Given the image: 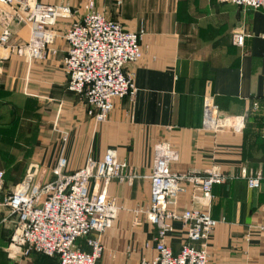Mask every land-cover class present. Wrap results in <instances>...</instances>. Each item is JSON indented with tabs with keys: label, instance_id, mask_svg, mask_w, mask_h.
<instances>
[{
	"label": "crops",
	"instance_id": "obj_1",
	"mask_svg": "<svg viewBox=\"0 0 264 264\" xmlns=\"http://www.w3.org/2000/svg\"><path fill=\"white\" fill-rule=\"evenodd\" d=\"M39 1L69 5L76 11L73 19L80 20L90 0ZM92 1L126 30L142 31V57L125 68L134 74L135 96L115 100L107 121L96 124L86 114L84 98L66 88L62 59L67 45L61 38L66 26L56 27L57 54L32 60L21 49L27 28L13 25L10 45H0V108L13 106L20 121L38 127L29 130L36 141L27 147L33 157L21 158L12 178L4 176L0 161L2 194H9L31 166L47 180L61 159L64 170L73 172L88 159L101 160L107 150H115L134 179L108 186L121 209L101 235L98 264H139L155 256L156 231L143 214L138 215L141 224L134 225L133 211L148 207L153 148L167 142L178 154L170 165L174 173L201 175L217 166L223 173L245 169L249 175L262 174L253 190L243 180L212 188L211 217L224 221L209 235L206 249L208 264H264V231L258 229L264 222V9L244 10L215 0H122L118 8L112 0ZM237 34L242 46L234 42ZM205 102L223 114L244 116L243 132L203 130ZM0 155L16 156L17 151L0 147ZM186 188L172 207L178 213L202 206L201 194L194 199L192 188ZM14 221L9 209L0 207V249L8 244ZM172 227L166 241L177 253L187 241L186 228L180 223ZM8 264L58 262L32 253Z\"/></svg>",
	"mask_w": 264,
	"mask_h": 264
},
{
	"label": "built area",
	"instance_id": "obj_2",
	"mask_svg": "<svg viewBox=\"0 0 264 264\" xmlns=\"http://www.w3.org/2000/svg\"><path fill=\"white\" fill-rule=\"evenodd\" d=\"M244 10L264 9V0H215ZM121 6L122 0H113ZM84 15L74 20V8L66 4L51 5L39 0H0V45H10L12 26H24L28 39L21 46L32 60H45L57 54L54 42L56 27L66 26L64 40L66 54L62 66L67 76L69 92L84 98L86 114L96 124L107 121L114 101L137 91L133 72L127 65L142 57V31H128L118 21L107 18L90 0L83 5ZM234 42L242 46L243 37L234 35ZM257 103L253 107L257 108ZM246 119L242 115H226L218 107L205 102L202 128L218 134L242 133ZM178 158L167 143L158 142L153 148L149 203L146 210H135L133 224L138 226L143 214L156 231L153 239L155 256L142 259L139 264H208L207 240L222 220L211 217L212 188L230 181L243 180L248 189L257 188L263 180L261 173L249 175L223 173L213 166L204 174H177L170 165ZM65 161L59 160L49 179L44 180L36 166H31L24 179L13 190L3 195V172L0 171V207L9 209L15 217L14 228L6 246L10 258L17 260L30 253L56 258L58 264H98L103 252L101 235L112 227L120 211L116 199L109 195L113 181L130 184L134 175L128 165L119 160L116 151L109 149L101 160L88 159L73 172L64 170ZM191 187L193 196L201 194L202 206L178 213L172 208L178 196ZM186 228L187 241L177 253L167 244V234L173 224ZM264 231V222L258 227ZM83 239L87 251L81 250ZM146 243L145 247H149Z\"/></svg>",
	"mask_w": 264,
	"mask_h": 264
},
{
	"label": "rangeland",
	"instance_id": "obj_3",
	"mask_svg": "<svg viewBox=\"0 0 264 264\" xmlns=\"http://www.w3.org/2000/svg\"><path fill=\"white\" fill-rule=\"evenodd\" d=\"M81 1V0H79ZM80 7V3L77 6ZM64 36V35H63ZM64 39V37H61ZM63 41V40H62ZM0 147H14L16 148L17 155H8V156H1L0 155V161L3 162L4 168L6 172H4L5 177H13V174L16 170L17 164L21 158L24 156L30 157L31 150L27 147L31 146V143H35L36 141L34 139V132H29L30 129L38 127V123L30 125L29 122L20 121L18 119L19 112L11 107H2L0 108ZM23 126V127H22ZM27 152V153H26ZM33 157V154H31V158ZM30 162V160H28ZM40 172V171H39ZM49 176L48 179L51 176V172L47 173ZM10 187V186H9ZM10 190V188H9ZM13 230V229H12ZM7 246V245H6ZM6 246L4 248L0 249V256L4 264H8L9 261H15L12 258H10L6 252ZM32 254V253H30ZM28 254L27 256H29ZM26 256V257H27Z\"/></svg>",
	"mask_w": 264,
	"mask_h": 264
},
{
	"label": "trees",
	"instance_id": "obj_4",
	"mask_svg": "<svg viewBox=\"0 0 264 264\" xmlns=\"http://www.w3.org/2000/svg\"><path fill=\"white\" fill-rule=\"evenodd\" d=\"M113 1V0H112ZM19 111V110H18ZM21 173V167L19 168V172H18V174H20ZM16 180L18 181V177L16 178ZM17 183V182H16ZM12 233V232H11ZM78 246H79V248L81 249V250H84V251H87V247H86V245H85V242H84V240L83 239H79L78 240ZM57 262H58V260L56 259V258H54Z\"/></svg>",
	"mask_w": 264,
	"mask_h": 264
}]
</instances>
